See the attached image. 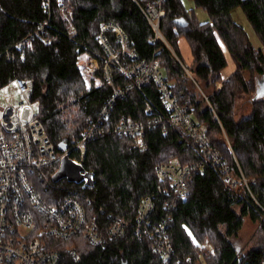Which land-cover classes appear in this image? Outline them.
I'll list each match as a JSON object with an SVG mask.
<instances>
[{"label":"trees","instance_id":"16d2710c","mask_svg":"<svg viewBox=\"0 0 264 264\" xmlns=\"http://www.w3.org/2000/svg\"><path fill=\"white\" fill-rule=\"evenodd\" d=\"M191 1L196 8H203L209 19L198 20L183 0H167L160 31L169 47L156 39L155 28L135 0H0V89L16 77L33 80L31 97L38 105V117L57 150L65 143L72 158L81 156L74 149L77 141L93 123L100 122L83 157L85 169L95 173V185L83 188V183L67 178L52 181L60 165L53 163L43 170L48 176V194L42 192L43 199L59 202L73 189L80 192L101 226L108 227L119 218L126 221L125 233L102 245L92 244L84 235L45 237L50 247L61 250V264H122L123 255L128 264L264 261V241L239 254L231 240L243 227L245 217L258 221L264 232V95L256 99L251 113L239 119L234 104L240 93L256 87V79L247 80L246 72L264 76V0ZM239 7L259 37L260 48L234 19L233 11ZM105 22L124 30L128 49L137 53L135 60L150 59L162 48L160 64L173 92L189 106L195 120L207 125L208 138L234 178L244 174L249 187L228 181L222 165H217L183 126L166 120L148 123L157 115L169 116L155 83L136 86L117 97L108 115L101 117L115 88H127L134 81L114 62L109 64L114 85L105 77L103 65L109 55L97 38ZM107 32L118 48L116 33ZM182 38L193 54L188 70L204 84L208 98L193 91L189 74L175 55L181 58ZM225 48L236 65L227 77L223 75L228 66ZM9 51L15 53V60L6 58ZM92 58L100 65L88 81L84 69ZM126 119L146 124V148L136 147L132 136L118 132V124ZM175 160L184 165L205 163L201 173L190 175L182 195L171 191L170 180L158 175L160 165ZM147 197L153 199L154 207L139 232V205ZM162 223L167 224L163 237L169 239L173 250L168 256L154 248L160 241L157 227Z\"/></svg>","mask_w":264,"mask_h":264},{"label":"built area","instance_id":"2783aa9c","mask_svg":"<svg viewBox=\"0 0 264 264\" xmlns=\"http://www.w3.org/2000/svg\"><path fill=\"white\" fill-rule=\"evenodd\" d=\"M135 1L155 28L156 39H162L169 46L160 31V22L166 13L164 4L167 0ZM108 30L116 33L118 48L110 40ZM125 36L124 30L113 22L103 23L97 35L109 55L108 61L103 65L107 81L114 85L110 62L116 63L126 78L134 80L127 88H115V93L101 110V117L108 115L117 97L127 95V92L136 86L155 83L169 116L164 119L157 115L155 120L150 119L148 123L153 125L166 120L170 124L183 126L201 145L203 151L213 157L217 165H222L221 170L226 173L228 181L244 182L248 186V179L244 174L238 179L234 178L229 165L224 162L208 138L207 125L195 120L189 106L183 105L173 92L160 64L159 55L162 48L156 49L150 59L135 60L138 57L137 53L128 49ZM27 41L31 44V37H28ZM17 47L21 45L18 44ZM14 54L9 51L6 58L15 60ZM11 83L18 88L22 98L12 101L0 98V264H61V250L50 247L45 237L70 239L76 235H84L92 244L102 245L108 239L124 234L125 219H116L108 227L101 226L98 217L82 200L80 192L71 189L62 200L59 202L55 200L54 203L43 199L42 192L48 194L44 168L53 163L60 164L66 154L70 155V150L68 147L57 150L39 119L38 105L31 97L34 91L33 80L16 77ZM151 108H148L150 113ZM99 125V121L93 123L74 145V149L81 153L80 158H73L74 160L83 164L86 143ZM145 125L143 121L135 123L131 119H126L120 121L117 129L121 134L132 136L135 146L143 149L147 146L143 135ZM204 164V161H200L184 165L175 160L160 165L158 175L162 179L170 180L171 191L176 195H182L186 191L190 175L199 171L201 173ZM139 206L137 229L140 232L142 225L149 222L154 207L153 199L144 198ZM166 227V223L157 227L160 241L154 248L168 256L173 250L169 239L163 237L166 234ZM145 231L147 232V229Z\"/></svg>","mask_w":264,"mask_h":264},{"label":"rangeland","instance_id":"374dc122","mask_svg":"<svg viewBox=\"0 0 264 264\" xmlns=\"http://www.w3.org/2000/svg\"><path fill=\"white\" fill-rule=\"evenodd\" d=\"M183 2L187 9H194V12L199 18L198 20L206 21L209 19L208 13L203 8H196L194 6V3L191 0H183ZM233 16H234V19L238 23H240L247 30V32H249L254 45L257 48H260L262 44L259 40V37L256 35L255 32H253L254 30L252 28V25L246 18V15L244 14L243 9L241 7L236 8L233 11ZM181 40L182 41H180V43H182L181 44L182 52L184 51V55L189 56L190 53L192 52L190 49V45L185 38H182ZM225 51L228 57V66L224 69L223 75L224 77L225 76L227 77V75H230V73L235 70L236 65H235V62L232 60V57L230 56L229 52L226 50V48H225ZM175 55L184 64V67L189 74V77L191 79L190 81H192V82H189L190 87L193 89L195 93H198L199 95H201V97L205 99L207 96L206 94L207 90L204 88V84L202 85V83L198 81L196 76L188 70L190 65H193L192 63L193 54H192L191 60L190 59L188 60L185 57H183L184 59L182 57L180 58L176 53ZM98 65H100L98 60L94 58L89 59L84 69V76L87 78L88 81L90 80L92 76V72L99 67ZM244 75L246 76L247 80H250L252 78V81H253L254 79H256L255 85L257 88L251 87V90L249 92H242L237 96L236 102L234 103L235 111H236L235 118L237 119H239L240 117L244 115H248L249 113H251L256 99L264 95V82L262 81L264 80V76L255 75V74L253 75L249 72H246ZM218 86H220V83L218 84ZM0 98H2L3 100L12 101L14 99L16 100L21 99L22 95L15 85H13L12 83H9L8 85L0 89ZM43 173L45 174V171H43ZM46 176L47 175L45 174V178L48 177ZM260 229H261L260 223L258 221H253L249 217H245L244 224L241 230L238 232L236 236L231 237L233 245H235L239 254L248 252L252 247H256L260 244L261 241H264V232Z\"/></svg>","mask_w":264,"mask_h":264},{"label":"water","instance_id":"95a60500","mask_svg":"<svg viewBox=\"0 0 264 264\" xmlns=\"http://www.w3.org/2000/svg\"><path fill=\"white\" fill-rule=\"evenodd\" d=\"M264 82V80H262ZM261 82V81H260ZM67 147L65 143H60L58 149L63 150ZM62 178H67L71 182L83 183V188L94 186L96 183L95 173L87 171L84 165L66 154L60 162L58 170L52 175V181H59ZM127 258L123 255L122 264H128Z\"/></svg>","mask_w":264,"mask_h":264},{"label":"crops","instance_id":"0c3cea01","mask_svg":"<svg viewBox=\"0 0 264 264\" xmlns=\"http://www.w3.org/2000/svg\"><path fill=\"white\" fill-rule=\"evenodd\" d=\"M181 41H182V40H181ZM181 44H182V43H180L181 57H182V58L185 57V58H187L188 60H189V59L191 60V59H192V58H191V57H192V54L190 53L189 56L184 55V51L182 52V46H181ZM190 52H191V51H190ZM227 58H228V57H227ZM183 59H184V58H183ZM235 70H236V66H235ZM235 70H234V71H235ZM234 71H233V72H234ZM231 73H232V72H231ZM231 73H230V74H231Z\"/></svg>","mask_w":264,"mask_h":264}]
</instances>
